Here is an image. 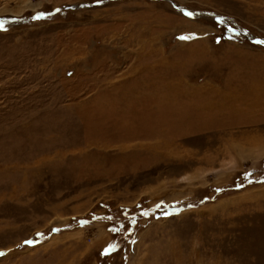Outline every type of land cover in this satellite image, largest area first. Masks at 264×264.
I'll list each match as a JSON object with an SVG mask.
<instances>
[{"label": "rangeland", "instance_id": "1", "mask_svg": "<svg viewBox=\"0 0 264 264\" xmlns=\"http://www.w3.org/2000/svg\"><path fill=\"white\" fill-rule=\"evenodd\" d=\"M102 1L0 0V264H264V0Z\"/></svg>", "mask_w": 264, "mask_h": 264}, {"label": "snow or ice", "instance_id": "2", "mask_svg": "<svg viewBox=\"0 0 264 264\" xmlns=\"http://www.w3.org/2000/svg\"><path fill=\"white\" fill-rule=\"evenodd\" d=\"M57 11H59V10H57ZM0 28H3V25H0ZM183 39H187V37H183ZM257 43L264 44V41H257ZM144 214H146V213H144ZM108 219H112V218L108 217ZM117 230L118 229H113V231H117ZM113 250H115V245H112L109 249H106L104 254L108 255ZM0 255H3V253H0Z\"/></svg>", "mask_w": 264, "mask_h": 264}, {"label": "water", "instance_id": "3", "mask_svg": "<svg viewBox=\"0 0 264 264\" xmlns=\"http://www.w3.org/2000/svg\"><path fill=\"white\" fill-rule=\"evenodd\" d=\"M104 1H106V0H104ZM104 1H102V2H104ZM98 3H99V2H98ZM85 5H86V4H84V6H85ZM92 5H93V4H92ZM178 8H179V7H178ZM179 9H180V10H184L183 8H179ZM40 15H41V13H40ZM32 17L34 18L35 15H33ZM24 20L27 21L28 19H26V18H25V19H20V21H24ZM5 24H6V23H1L0 25H3V26H4ZM4 27H5V26H4ZM257 40H259V41H264V39H259V38H258Z\"/></svg>", "mask_w": 264, "mask_h": 264}]
</instances>
